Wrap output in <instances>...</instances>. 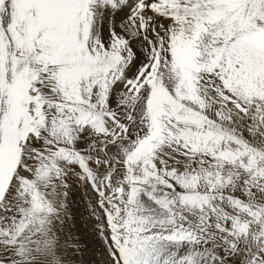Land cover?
Returning a JSON list of instances; mask_svg holds the SVG:
<instances>
[{
  "label": "snow or ice",
  "instance_id": "6c2138e0",
  "mask_svg": "<svg viewBox=\"0 0 264 264\" xmlns=\"http://www.w3.org/2000/svg\"><path fill=\"white\" fill-rule=\"evenodd\" d=\"M0 264H264V0H0Z\"/></svg>",
  "mask_w": 264,
  "mask_h": 264
}]
</instances>
